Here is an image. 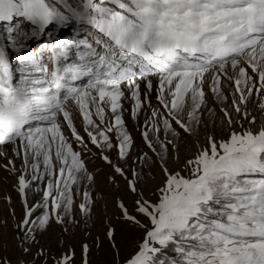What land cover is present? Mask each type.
Here are the masks:
<instances>
[{
	"label": "rangeland",
	"instance_id": "obj_1",
	"mask_svg": "<svg viewBox=\"0 0 264 264\" xmlns=\"http://www.w3.org/2000/svg\"><path fill=\"white\" fill-rule=\"evenodd\" d=\"M181 1L186 5L161 3L170 9ZM21 25L17 33L0 27L5 47ZM7 49L14 61L16 50ZM179 79L141 80L140 94L149 97L157 88L158 95L146 102L130 90L112 113L111 98L101 96L105 104L89 98L87 110L69 105L70 116L61 112L56 123L58 143L45 125L22 152L13 144L0 148V264L203 262L190 246L218 243L196 235L191 213L210 206L223 216L220 201L228 194L218 171L232 162L236 171L253 174L242 162L253 164L251 156L235 158L264 148V44L197 74L174 102ZM22 173L23 193L16 187Z\"/></svg>",
	"mask_w": 264,
	"mask_h": 264
},
{
	"label": "bare ground",
	"instance_id": "obj_2",
	"mask_svg": "<svg viewBox=\"0 0 264 264\" xmlns=\"http://www.w3.org/2000/svg\"><path fill=\"white\" fill-rule=\"evenodd\" d=\"M98 87L97 88H95L96 89V94L98 95V97L100 98V101H99V104H105V100L103 99V98H101V97H106V98H111V94L113 93V92H119V86L118 85H109V86H105L104 84H101V85H97ZM158 87H159V85H158ZM124 88H128L129 90H131V87L129 86V85H127V86H125ZM138 94L139 95H142V96H144V97H146V98H148V99H146V102H150V100H149V98H151L152 97V95L153 96H155V95H158V89L157 88H152V89H150V94H151V96H147V95H143V94H140L139 92H138ZM113 95V94H112ZM101 96V97H100ZM133 97H134V95H133ZM141 97V96H140ZM93 98H91L90 100L93 102V103H98V102H95V101H93L92 100ZM135 99V98H134ZM139 99V98H138ZM141 100V99H140ZM139 100V101H140ZM126 101V100H125ZM144 101V100H143ZM107 102V101H106ZM136 103V102H135ZM137 103H138V100H137ZM89 104H91L90 102H89V98H88V100H86V98H84V100H83V105H89ZM131 110H133V109H131ZM141 110L139 109V110H137L136 111V113H137V115H138V113L140 112ZM64 112V111H63ZM65 113V115L63 116L65 119H66V117L68 116H66V112H64ZM49 130H50V132L52 133V135L55 137L54 139V141H56V143H58L59 142V138H60V131L61 130H59L56 126H51V124L49 125ZM38 131V130H37ZM39 133H43V131L41 132H38L36 135H33L32 136V134H33V130H29L22 138H20L19 140H17V142H15L13 145V150L15 151V153H17L18 151H20L21 150V152H22V150H24V149H27V148H29L30 146H32L33 144H34V139H35V137H37L38 136V134ZM42 142V141H41ZM59 145V144H58ZM59 147V149L61 148V146L59 145L58 146ZM8 149V148H7ZM9 150V149H8ZM44 155V154H43ZM44 157V159H46V155L45 156H42V158ZM11 162H13V160L11 159ZM22 170V169H21ZM28 179H27V176H25V173H22L19 177H18V183H17V185H16V187L17 188H20L21 189V192L23 193L24 191H23V188H24V185H25V183H26V181H27Z\"/></svg>",
	"mask_w": 264,
	"mask_h": 264
}]
</instances>
